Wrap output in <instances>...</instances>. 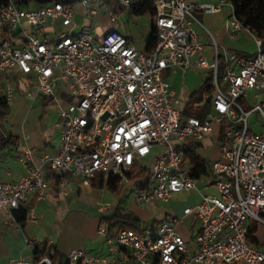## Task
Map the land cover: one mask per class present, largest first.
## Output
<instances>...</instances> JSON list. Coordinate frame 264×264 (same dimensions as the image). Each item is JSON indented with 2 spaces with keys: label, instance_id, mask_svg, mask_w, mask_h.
I'll list each match as a JSON object with an SVG mask.
<instances>
[{
  "label": "built area",
  "instance_id": "2783aa9c",
  "mask_svg": "<svg viewBox=\"0 0 264 264\" xmlns=\"http://www.w3.org/2000/svg\"><path fill=\"white\" fill-rule=\"evenodd\" d=\"M99 1L78 0L89 20L99 12L91 4ZM139 1L120 3L129 9ZM147 1L156 31L150 51L138 50L114 27L101 35L89 26L74 30L71 3L0 1V98L9 102L16 92L30 100L46 96L59 109L60 129L57 150L37 162L22 135L14 157L26 174L0 181V209H18L31 193L43 201L52 184L47 172L62 190L69 177L90 187L98 175H111L146 208L194 192L198 202L184 206L181 215L166 214L140 232L100 222L96 232L108 251L92 255L75 247L66 264H264V240L251 244L247 237L251 222L264 223V38L243 26L228 0ZM223 7L231 12L225 22L231 37L243 28L253 36V56L219 45L209 31H203L206 41L200 40L194 13L214 14ZM107 16L116 22L115 12ZM177 68L210 71L212 95L203 118L184 114V103L165 78ZM252 113L262 118L256 131L248 120ZM213 125L223 136L217 156L206 173L193 176L186 141L202 142ZM209 188L216 194L201 191ZM188 216L199 227L186 240L177 224ZM30 220L36 222L32 214ZM52 242L47 240L34 260L20 258L17 264H55ZM26 244L41 245L29 239Z\"/></svg>",
  "mask_w": 264,
  "mask_h": 264
},
{
  "label": "crops",
  "instance_id": "0c3cea01",
  "mask_svg": "<svg viewBox=\"0 0 264 264\" xmlns=\"http://www.w3.org/2000/svg\"><path fill=\"white\" fill-rule=\"evenodd\" d=\"M123 10L129 12L125 7ZM122 12H119L118 15ZM147 15L150 17V23L144 26L141 38H135L131 33H128L124 25L117 20L115 23L110 22L108 16L106 26L107 28H116L137 49L140 47L142 51H145L153 23V18L149 14ZM88 20L79 25L74 16V30L77 27L80 29L88 26ZM202 32L199 34L200 40L206 41V39H201L203 38L201 35L204 36ZM101 34L98 33V35ZM208 72V69L177 68L175 72L165 73V78L174 87L182 103L186 105L190 94L203 83L204 77L202 78L201 74L206 73L207 77ZM17 93L18 95L12 99L16 109L11 114V118L19 123L21 130L20 134L15 135L17 137L16 145L23 140L22 135H25L27 144L35 149L34 160L37 162L43 154H52L57 150L60 141V129L56 126L59 109L56 105L51 104L50 99L44 98L40 94L36 95L34 100H30L23 93ZM7 156L8 153L4 154V157L0 155V181H18L25 176L26 168L15 157L9 161ZM47 177L52 184L43 201H36L35 194L31 193L19 209L12 212L0 209V264H17L16 261L20 258L26 261L34 260L35 248L28 246L26 239L41 243L38 247L39 250H43V244L51 239L54 253L57 252L63 258L61 262L56 261L55 264H66L68 252L75 247L84 248L92 255H102L108 251L104 238L97 234L96 229L100 218L110 216L114 212L115 205L102 211L98 209L100 212L109 211V213L100 216L95 221L96 224L94 223L88 230L85 228L83 217L79 215L81 204L74 196V178L69 177L66 188L62 190L51 172H47ZM20 208L26 210L24 220H18V217L21 216ZM31 214L36 218V222L30 220ZM257 241L258 243L254 244L262 242L258 239ZM224 264L246 263L238 261Z\"/></svg>",
  "mask_w": 264,
  "mask_h": 264
},
{
  "label": "rangeland",
  "instance_id": "374dc122",
  "mask_svg": "<svg viewBox=\"0 0 264 264\" xmlns=\"http://www.w3.org/2000/svg\"><path fill=\"white\" fill-rule=\"evenodd\" d=\"M15 3H24L29 0H13ZM67 1V0H62ZM71 2L73 6V11L75 13V20L79 22L78 24H82L87 21V17L83 12L81 6L79 5L78 0H68ZM210 1H218V0H210ZM31 6H33L31 4ZM92 7L97 9L99 12L93 17L90 21L88 20V26L91 28L92 32L95 34L103 33L106 26L107 13L109 10L115 12L117 15V21L124 25L128 33H131L135 38H141L145 25H149L150 17L147 14L143 15H133L129 12L123 10V6L120 3V0H100L97 3L91 4ZM123 11L118 15L119 12ZM231 12L227 7H223L220 12L214 14H205L200 11H196L194 15L199 20L200 24H194L193 27L198 34L200 32L209 31L215 37V40L219 45L224 46L229 50H236L238 52L243 53L247 56H253L255 53V42L253 36L245 29H241L235 32V36L231 37L227 31L225 22L231 18ZM78 25V26H79ZM79 27L75 28L78 30ZM203 33V32H202ZM204 34V33H203ZM203 38H208L207 35H201ZM138 50L142 51V48L138 47ZM198 70V69H194ZM202 78L210 77V71L206 77V73L201 74ZM172 78V76H171ZM18 93H15V97ZM41 95V94H40ZM43 96V95H41ZM47 98L46 96H43ZM68 94L63 93V98H67ZM188 103V102H187ZM205 99L203 98L200 101H191L189 104V108L184 109L185 115H195L199 118H203L208 110L209 104L206 105ZM10 105V114L5 119L3 123L2 132L8 134H20V125L14 119L11 118V114L15 112V102L9 101ZM54 105V103L52 104ZM28 108V107H27ZM34 109V107H33ZM249 123L253 124V128L259 130L262 125V118L258 113H252L249 117ZM219 134V126L213 125L212 131L205 135L202 140L203 146L198 150V152L208 158L212 159L216 153H218L217 147V137ZM1 157H4V154L8 153V160L11 161L16 155L17 145L10 146L8 148H4L0 150ZM148 158V157H147ZM74 178V196L78 199L81 204V211L79 215H81L85 221V228L88 230L94 225L95 221L104 214H108L109 211L100 212L98 211V205L106 204L109 207H113L118 204L119 208H125L127 210H131L137 217H139L142 221L153 222L156 224L157 219L162 218L164 215H181L182 209L184 206H193L198 202L199 196L194 193H185L180 192L173 196L171 201L168 202H153L150 204V207H142L133 201L132 191L128 186L119 185L120 189L118 192L109 189L106 185L103 187H86L81 183V179L79 177ZM203 193H215V189H201ZM107 206V207H108ZM255 224L258 228L255 232V237L260 241L264 240V223L259 221L251 222ZM96 224V223H95ZM199 227V223L193 222L190 216L185 217L182 222L177 224V230L182 235V237L186 240L190 239L191 234L195 233Z\"/></svg>",
  "mask_w": 264,
  "mask_h": 264
},
{
  "label": "trees",
  "instance_id": "16d2710c",
  "mask_svg": "<svg viewBox=\"0 0 264 264\" xmlns=\"http://www.w3.org/2000/svg\"><path fill=\"white\" fill-rule=\"evenodd\" d=\"M7 2V0H0ZM53 1H62V0H29L25 4L33 6H43L49 4ZM233 4L234 14L241 21L243 26L249 30V32L255 37L264 38V0H228ZM71 3L70 1H62ZM133 15H143L149 14L152 18L154 17V9L150 1L143 0L134 3L127 9ZM156 41V31L152 23L150 34L146 42L145 51H150L154 46ZM234 51V50H233ZM239 54L241 52L236 51ZM212 95V86H211V77H207L203 80V83L200 87L194 90L190 96L189 101L186 103L185 107L189 108L191 101H200L203 98L206 102H209ZM10 105L8 101L3 98H0V150L8 148L10 146L16 145L17 137L13 134H5L2 132V127L5 119L9 115ZM222 133L219 132L217 137V147H219L222 142ZM185 147V157L190 161V171L193 176H199L202 173H206L209 162L217 156V153L212 159H208L202 156L198 150L203 146V143L200 141H186ZM106 185L109 189L118 192L120 186L116 182V178L111 175H98L91 182V187H103ZM140 186V184H138ZM19 209V208H18ZM21 216L18 217V220L25 219V209H21ZM99 222H106L108 224L120 223L122 227L128 228L137 232H140L147 222L142 221L137 217L131 210L119 208L118 204L115 205L114 212L110 216H103L100 218ZM257 226L253 223L249 225L248 229V241L251 244L258 243L257 238L255 237V232L257 231ZM40 252L39 248H35L34 255L35 258L38 257ZM53 262L62 261V256L55 252L52 256Z\"/></svg>",
  "mask_w": 264,
  "mask_h": 264
}]
</instances>
